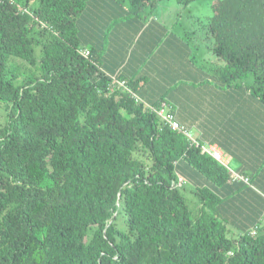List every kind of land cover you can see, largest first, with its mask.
Here are the masks:
<instances>
[{
    "label": "trees",
    "instance_id": "obj_1",
    "mask_svg": "<svg viewBox=\"0 0 264 264\" xmlns=\"http://www.w3.org/2000/svg\"><path fill=\"white\" fill-rule=\"evenodd\" d=\"M161 1L197 0H0V264H264V207L255 222L240 205L221 211L255 192L249 176L201 151L211 143L177 120L167 90L146 102L141 77L102 68L115 26ZM210 11L198 40L174 21L197 42V85L242 86L264 107V0H212ZM162 103L179 132L150 109Z\"/></svg>",
    "mask_w": 264,
    "mask_h": 264
},
{
    "label": "crops",
    "instance_id": "obj_2",
    "mask_svg": "<svg viewBox=\"0 0 264 264\" xmlns=\"http://www.w3.org/2000/svg\"><path fill=\"white\" fill-rule=\"evenodd\" d=\"M92 7L94 29H106L108 5L102 2ZM168 9L172 11L170 17L166 16ZM177 11L172 1H161L144 21L118 23L112 34L113 47L99 57L102 68L112 75L141 77L140 93L146 102H154L167 90L166 96L179 108L177 120L195 137L214 145L229 170L249 176L259 195L258 191L264 190V107L242 86L214 91L197 85L200 63L192 61L194 50L183 30H174ZM95 35L101 37L100 32ZM255 192L232 195L221 209L224 216L234 209L239 214L235 207L240 205L255 216L249 222L257 221L264 202ZM223 194L227 196V190ZM230 229L240 234L238 229Z\"/></svg>",
    "mask_w": 264,
    "mask_h": 264
},
{
    "label": "rangeland",
    "instance_id": "obj_3",
    "mask_svg": "<svg viewBox=\"0 0 264 264\" xmlns=\"http://www.w3.org/2000/svg\"><path fill=\"white\" fill-rule=\"evenodd\" d=\"M211 2H212V0H197V1H195L194 3H192L189 6L179 7V9L177 11V13L179 14L177 28L180 29V28L184 27L185 31H188L187 29H189V26H190V31H195V33H196L195 36L197 38L195 40H198L201 37H203L202 27L200 25H197L195 23V21H197V20L203 21V20H205L207 17H209L211 15V11H210ZM166 12H167L166 13L167 17L172 16V11L170 9H168V11H166ZM162 20H164V19H162ZM169 21L172 22V19H169ZM166 23L169 25V22H166ZM195 40H192V44H197V42ZM205 56H206L205 58L207 60L215 61L214 60L215 58H213V56L210 55L209 53L206 54ZM244 81H246L247 84H250L252 82V77L251 76H247ZM4 118H5L4 117V111L0 107V123H2L4 121ZM212 147H214V145ZM217 151L220 153L219 150H217ZM192 201L190 202L191 205L196 207L195 203H197V202L193 203ZM117 225L119 227H122V221H121L120 218L117 219ZM228 236L232 237L231 233H228Z\"/></svg>",
    "mask_w": 264,
    "mask_h": 264
},
{
    "label": "built area",
    "instance_id": "obj_4",
    "mask_svg": "<svg viewBox=\"0 0 264 264\" xmlns=\"http://www.w3.org/2000/svg\"><path fill=\"white\" fill-rule=\"evenodd\" d=\"M81 53H82V55L87 56L86 52H81ZM119 86L123 87V84L120 83ZM123 88L126 89L125 87H123ZM128 93H129V91H128ZM131 96L133 98H135L134 94H131ZM150 109L153 110L154 113L160 118L161 123L163 125L167 126L172 131H178L179 132L181 130V127L179 126L177 120L174 118V115L169 111L168 107L166 106V103H162L159 108L150 107ZM186 136L191 139V134L190 133L189 134L186 133ZM195 144H196V146H198V143H195ZM214 147H212V145H207L205 143H202L201 144V151L207 152L212 157H214L216 160L221 161V154L217 151L218 149L216 147H215L216 148L215 149ZM231 177L234 180H238V181L239 180H243L244 182H246L245 179H243L241 176H239L236 173L232 172L231 173ZM179 180L181 181V179H179ZM253 234H254V231H251L250 235H253Z\"/></svg>",
    "mask_w": 264,
    "mask_h": 264
}]
</instances>
